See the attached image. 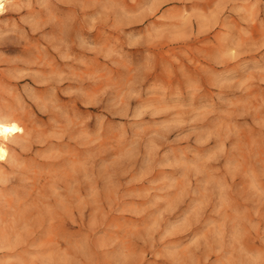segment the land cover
I'll list each match as a JSON object with an SVG mask.
<instances>
[{
    "label": "rangeland",
    "instance_id": "obj_1",
    "mask_svg": "<svg viewBox=\"0 0 264 264\" xmlns=\"http://www.w3.org/2000/svg\"><path fill=\"white\" fill-rule=\"evenodd\" d=\"M0 121V264H264V0H10Z\"/></svg>",
    "mask_w": 264,
    "mask_h": 264
},
{
    "label": "bare ground",
    "instance_id": "obj_2",
    "mask_svg": "<svg viewBox=\"0 0 264 264\" xmlns=\"http://www.w3.org/2000/svg\"><path fill=\"white\" fill-rule=\"evenodd\" d=\"M8 1L10 0H0V13L5 10ZM5 123L6 122H4V124ZM11 136V133L2 125L0 121V163H3L8 159V142L11 140Z\"/></svg>",
    "mask_w": 264,
    "mask_h": 264
}]
</instances>
